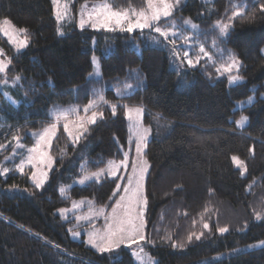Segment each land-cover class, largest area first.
<instances>
[{
  "label": "trees",
  "instance_id": "16d2710c",
  "mask_svg": "<svg viewBox=\"0 0 264 264\" xmlns=\"http://www.w3.org/2000/svg\"><path fill=\"white\" fill-rule=\"evenodd\" d=\"M104 2L117 10L146 7V0H72L61 35L50 0H0V20L27 29L28 38L26 49L13 53L0 35L2 57L11 60L0 85L5 79L13 83L17 75L23 78L6 88L18 104L0 95V169L9 170L0 175V264H134L123 247L101 254L87 246L83 234L79 241L72 239L69 229L79 232L90 224L77 225L71 215L59 212L85 200L90 203L85 210L104 207L109 213L122 195L136 148L125 105L143 107L142 125L150 129L143 151L148 162L144 251L156 264H264V245L250 247L264 241V219L255 218L256 213L264 216L261 0H180L168 20L182 26L190 18L198 25L195 43H203L212 54L195 68L181 64L170 43H157L163 38L151 29L128 33L77 27L84 5L91 10ZM245 4L242 14L232 17L233 6ZM217 21L229 25L227 37L218 39L213 31ZM214 40L218 47H213ZM178 47L182 57L186 45L179 41ZM108 50L111 54L103 55ZM196 54L193 46L191 55ZM230 55L240 61L241 80L235 84H229V73L216 71ZM93 56L100 71L95 79L90 78ZM232 74H237L235 69ZM96 93L108 102L96 109L103 117L86 124L88 131L78 143L58 124L49 146L52 169L46 184L37 189L30 182V169L17 174L23 150L13 155V135L24 148L31 146L32 134L52 123V108L75 107L83 117L84 106ZM249 97L254 98L251 105ZM241 116L248 117L242 128L235 123ZM75 120L76 114L70 113V124ZM125 153L129 167L118 173L123 179L103 177L73 185L86 172L106 168L108 161H119ZM117 183L121 191L113 196ZM61 188L66 190L61 193ZM220 227L229 231L220 233ZM192 233L203 234L189 242Z\"/></svg>",
  "mask_w": 264,
  "mask_h": 264
},
{
  "label": "snow or ice",
  "instance_id": "6c2138e0",
  "mask_svg": "<svg viewBox=\"0 0 264 264\" xmlns=\"http://www.w3.org/2000/svg\"><path fill=\"white\" fill-rule=\"evenodd\" d=\"M52 2L56 6V17L59 21L67 14L68 5L64 4L62 10L61 0H52ZM179 3L180 0H146V7L138 11L135 9L130 11L117 10L108 2L94 5L91 10L88 9L87 5H84L80 13V27L83 29L86 23H90V26L93 28H104L107 30H116L118 28L120 31L128 33H132L135 30H140L142 32L144 29H151L157 33L159 37L163 38V40L157 39V43H170L173 46L172 52L175 58L178 59L181 64L186 63L189 68H195L200 63L201 59L211 60L212 54L206 49V46L203 43H195L198 25L193 23L190 18L183 20L182 26L178 25L174 19L171 21L168 20V18L173 17V11L179 6ZM233 7L236 10L232 12V17H236L242 14L241 9L246 7V4L234 5ZM259 8L261 12H264V0H261ZM85 15H87V21L84 19ZM162 19H164L163 26L160 24ZM213 31H218V39H222L229 35V25L217 21L216 25L213 27ZM0 32L9 38V41L15 45L17 51L28 46V38L26 35H24L23 38H18V34L26 33L27 29H18L9 19L4 18L0 20ZM187 32H191L192 35L189 36ZM60 34L62 35L63 33ZM179 41H183V44L186 45V47L183 48L182 57L180 55V48L178 47ZM193 46L198 48V54L194 57L191 55V49ZM213 47H218L216 40L213 41ZM110 54L111 50L103 53V55ZM0 56H4L2 49H0ZM10 63V59H0V73H6ZM92 63L97 70L90 74V78L95 79L100 76L96 56L92 57ZM239 67L240 61L230 55L229 61L221 64L216 71L220 74L229 73V84H235L241 80V77L238 74ZM234 69L237 73L235 75L232 74ZM21 79L23 78L17 75L13 84L15 85ZM3 82L5 84L8 83L6 79ZM126 87L130 88L131 85H126ZM0 95H4L8 98L9 102L12 104L19 103V101L12 100L6 92H0ZM100 103L107 104L108 102L103 94L96 93L95 98L84 106L83 112L85 116L83 117L79 116L78 110L75 107H56L51 113V117L54 119V122L39 134L35 145L27 149L28 155L26 160L21 161L17 170L23 173L25 164H28L33 169H36L35 171H32L31 178L37 188L42 187L45 179L47 178V171L42 170L41 166L43 165L45 168H50L52 164V158L47 154L46 146L50 145L52 138L56 135L59 122L61 120L65 121L63 125L64 131L68 133L74 144L78 143L81 137H83L88 131L86 124H95L98 117H103V113L96 110L98 109ZM247 103L249 105L254 103V98L249 97ZM111 107L112 114L115 115L116 106L112 105ZM124 107L126 108L125 115L129 121H133L134 115L136 117L133 127L136 138V152L140 158V163L132 166V175L126 178L127 184L123 187L125 195H120L119 200H117L115 205L112 207L110 216L106 214L105 208L101 207L98 210H90L88 216L77 217V220H91L93 216H104V228L102 230H98L93 226L94 230L88 233V244L101 254L113 252L116 249H119L121 245L131 247L133 244H138L140 241L145 240V235L143 234V229L145 227L144 212L148 201L147 197L143 193V181L148 170V162L146 159H143V149L147 146V138L150 129L144 127L139 119L144 112L143 107H129L127 105ZM89 112L90 115H88ZM70 113L76 114V120L72 122L73 127L78 130L76 135H73V132L69 129L68 121ZM247 121V116H241V118L235 121V123L237 127L242 128L245 126ZM12 139L16 141V146L18 148L23 147L20 143L19 136L13 135ZM3 147L4 145H0V148ZM232 159L236 163L237 167L243 168L244 171L247 170L246 167L243 166V162L237 157L233 156ZM128 167V154L125 153L123 158L119 161H108L106 168H101L99 171L95 172H86L79 180V183L84 184L89 180L99 182L102 177L107 178L108 176L123 179V177L118 176V173L121 169L126 170ZM81 168L84 169L85 165L82 164ZM8 171L9 170L6 167L0 169V175H6ZM60 191L63 193L65 190L61 188ZM120 191L121 185L117 183L113 196L117 195ZM78 206L79 205L75 203L73 205L74 208ZM59 211L63 215L67 210L60 209ZM205 211H207V208H205ZM255 218L260 220L264 219V216L260 213H256ZM203 227L207 229L209 225L204 223ZM69 231L74 238L80 235L78 231H74L72 229H69ZM218 231L220 233H225L228 232L229 229L227 227H220ZM202 234L203 233L196 235L195 233H192L188 235L187 239L189 242H191L193 237L199 240ZM177 246L178 245L175 244L173 245V247ZM133 255L137 257L139 264H154L151 257L144 253L143 247H140L139 251L134 252Z\"/></svg>",
  "mask_w": 264,
  "mask_h": 264
},
{
  "label": "rangeland",
  "instance_id": "374dc122",
  "mask_svg": "<svg viewBox=\"0 0 264 264\" xmlns=\"http://www.w3.org/2000/svg\"><path fill=\"white\" fill-rule=\"evenodd\" d=\"M50 2H51V6H52V12H53V15H54V18H55V20H56V23H57V26H58V28H59V34L61 33V29L60 28H62L63 26H65L64 25V22H66V24L68 23V21H69V13L70 12H72L71 11V8H70V6H71V3H72V0H61V8H62V10H63V5L64 4H67L68 5V11H67V14L65 15V16H63L59 21L57 20V17H56V11H55V8H56V6L53 4V2H52V0H50ZM90 6V5H89ZM91 7V6H90ZM82 10V9H81ZM81 10L79 11V13H78V16H77V19H76V21H75V24L77 25V27L78 28H81L80 27V20H81V15H80V13H81ZM84 19L87 21V15H85L84 16ZM86 24H87V26H86ZM85 24V26L86 27H89L90 29H92V30H96V31H99V30H101V29H104V28H93V27H91L90 26V23H86ZM105 30H107V29H105ZM0 35H1V37L6 41V43L8 44V46L10 47V49L12 50V52L13 53H20V52H22V51H24L26 48H23V49H21V50H19V51H17V49H16V47H15V45L12 43V42H10L9 41V38L7 37V36H5L2 32H0ZM23 36H24V33H22V34H18V38H23ZM0 59H4L2 56H0ZM9 66V65H8ZM97 69H96V67H95V69H94V71H96ZM98 70H99V67H98ZM99 73H100V71H99ZM5 75V73H0V77H2V76H4ZM13 86V83H11V82H9L8 81V83L7 84H5L4 82H2L1 83V85H0V91L1 92H6L7 93V90H6V88H8V87H12ZM5 97V96H4ZM5 99L6 100H8L9 101V99L8 98H6L5 97ZM59 108H63V107H59ZM55 108H52L51 109V111H50V117H51V113L53 112V110H54ZM51 119H52V123L54 122V119L51 117ZM135 119H136V117H135V115H134V118H133V121H129L128 119H127V122H128V126H129V129H130V134H131V139H132V141H134V143H135V134H134V127H133V124H134V122H135ZM140 122H141V124H142V115L140 116ZM64 123H65V121L64 120H61L60 122H59V124H63L64 125ZM68 123H69V129L73 132V135H75L74 134V130H75V132H76V128H74L73 127V125L72 124H70V121H68ZM48 126H46L45 128H47ZM45 128H43L42 130H40V131H37V132H35V133H33L32 134V145L31 146H29V147H27V148H24V147H17V146H15V149H14V152H13V155H17L21 150H23V158L21 159V161H23V160H26V157H27V155H28V152H27V149L28 148H31V147H33L34 145H35V143H36V141H37V139H38V136H39V134L40 133H42L43 132V130L45 129ZM57 132H58V127H57V131H56V134H57ZM35 134V135H34ZM148 137H149V135H148ZM54 138V137H53ZM52 138V139H53ZM147 140H148V138H147ZM52 141V140H51ZM51 144V143H50ZM135 145H136V143H135ZM50 145H48V146H46V151H47V154L50 156V153H49V147ZM143 151H144V149H143ZM21 161L20 162H18V164L16 165V172H17V174H22L20 171H18L17 169H18V166L20 165V163H21ZM140 163V158L138 157V155H137V152H136V148H135V158H134V160H133V165L134 164H139ZM132 165V166H133ZM25 169H30L31 170V173H32V171H35L36 169H33L30 165H28V164H25L24 165V170ZM41 169L42 170H46L47 171V178L45 179V181H44V183H43V185H42V187L46 184V182H47V180H48V176H49V173H50V170L52 169V164H51V166H50V168H45L43 165L41 166ZM24 172V171H23ZM130 175H132V169H131V172L129 173V175L128 176H130ZM108 177H111V176H108ZM145 177H146V174H145ZM145 177H144V181H145ZM82 177H80L79 179H77L74 183H73V185H75V186H82V185H84V184H86L87 182H90L91 180H89V181H86L84 184H80L79 183V180L81 179ZM103 178V177H102ZM144 181H143V185H144ZM30 182L35 186V183L33 182V180H32V178H31V174H30ZM135 183V182H134ZM36 187V186H35ZM42 187H40V188H42ZM37 188V187H36ZM40 188H37V189H40ZM143 189H144V187H143ZM64 190H66V189H64ZM143 193H144V191H143ZM122 195H125L124 194V192L122 193ZM144 195H145V193H144ZM119 200V199H118ZM74 203L75 204H77V205H79L78 207H73V205H74ZM90 206V203L88 202V201H85V200H80V201H77V202H73V204L71 205V207L69 208V209H67V211L63 214V215H67V216H69V215H71L72 216V218L74 219V221H75V223L77 224V225H81V224H90L87 228H82V229H80L81 231H79V233H80V235L78 236V237H73L72 236V234H71V238L72 239H74V240H76V241H79L80 239H81V234H83L84 235V237H83V240H84V242H86V244H87V246L90 248V249H92V250H94V251H96V252H98L96 249H94V248H92L91 247V245H89L88 244V233L89 232H92L93 230H94V228L95 229H98V230H102L103 228H104V226H105V218H104V216H93L92 218H91V220H77V217H85V216H88V214H89V212H90V210H85V209H87L88 207ZM99 208H94V209H91V210H98ZM146 210V209H145ZM111 211H112V209H111ZM111 211L109 212V213H107L106 212V210H105V212H106V214L107 215H111ZM118 211H122V210H118ZM60 212V211H59ZM144 214H145V212H144ZM93 226H94V228H93ZM143 234H144V229H143ZM142 242L143 241H140L138 244H133L131 247H127V246H125V245H121L120 246V248L121 247H123V248H125V249H127L128 250V252L130 253V255H131V257H132V259H133V263L134 264H139V261L137 260V257L135 256V255H133V253L134 252H138L139 251V248L140 247H142L141 245H142ZM262 242H264V241H259V242H257V243H255L253 246H250L251 248H257V247H261V246H263L264 245V243H262ZM116 250H118V249H116ZM100 253V252H99ZM144 253H146L145 251H144ZM147 254V253H146ZM148 255V254H147ZM149 256V255H148ZM152 259V258H151ZM212 260H217V257H214V259H210L209 261H207V263L208 262H211ZM152 261L154 262V264H156V261L154 260V259H152Z\"/></svg>",
  "mask_w": 264,
  "mask_h": 264
}]
</instances>
